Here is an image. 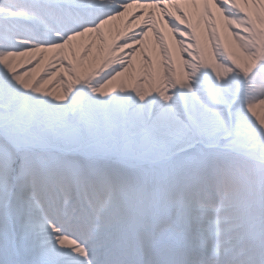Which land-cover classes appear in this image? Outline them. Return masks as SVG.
<instances>
[{
  "label": "snow or ice",
  "instance_id": "snow-or-ice-1",
  "mask_svg": "<svg viewBox=\"0 0 264 264\" xmlns=\"http://www.w3.org/2000/svg\"><path fill=\"white\" fill-rule=\"evenodd\" d=\"M132 2L0 0V264H264V55L125 86L144 23L90 78L73 41ZM244 2L139 0L169 9L155 19L176 42L205 17L254 40Z\"/></svg>",
  "mask_w": 264,
  "mask_h": 264
},
{
  "label": "bare ground",
  "instance_id": "bare-ground-1",
  "mask_svg": "<svg viewBox=\"0 0 264 264\" xmlns=\"http://www.w3.org/2000/svg\"><path fill=\"white\" fill-rule=\"evenodd\" d=\"M136 2L137 1H133L125 8L124 13L105 24L100 35L88 33L85 34L84 37L73 41L74 46L87 43L89 49L93 53L89 60L81 61V71L84 72L88 70L87 75H89L90 78V74L92 73L102 76L109 70L108 65L112 61L111 47L126 36L131 37L137 35L135 29L143 26L144 23L152 24L155 31L150 29V42L148 46L144 48L142 57L136 58L126 52H121L119 54V63L123 64L125 61H130V67L123 77L132 73L131 68L133 64L137 66L138 70L134 74L136 79L132 85L139 87L141 90H143L144 87L151 86L163 88L164 84L170 81L173 71H175L177 76H180L183 74L185 68L191 71L197 64H214L215 51L218 57L228 53L226 45L231 44V31H229V25L226 22L214 29L212 21L205 17L207 24L198 31V35H200L198 36L200 38V45L196 53L194 47L191 49L189 46L182 48L178 46V42L172 37L171 31L164 26L163 20L160 19L157 21L155 19L157 15L166 14L169 11L166 6H145L139 9V13L133 15ZM174 2L178 3V0H174ZM247 2L250 12L256 13L260 18L262 10L264 9V2H262V0H260V4L256 3V0H247ZM258 8L260 9L258 10ZM5 15H7V13H5ZM144 17H147V21L143 19ZM205 29L214 35L215 40L218 35H220L217 42L213 44L214 53L211 49H207V47L211 48V46L207 41V36L203 33ZM254 35L256 37L254 40L241 37L250 43V46L247 47L245 51H240V53H238V51L234 49L233 52L240 62L250 57L246 53L252 50L251 44H253L256 39L258 43L257 31ZM101 36L103 37L102 39ZM125 47L127 48L128 45H125ZM187 49H191L190 53ZM136 51V48H132V52ZM184 57H189L190 62H186ZM150 66L153 68V71Z\"/></svg>",
  "mask_w": 264,
  "mask_h": 264
},
{
  "label": "rangeland",
  "instance_id": "rangeland-1",
  "mask_svg": "<svg viewBox=\"0 0 264 264\" xmlns=\"http://www.w3.org/2000/svg\"><path fill=\"white\" fill-rule=\"evenodd\" d=\"M168 2H171L173 5H177L178 4V3L174 2V0H165L161 4H167ZM256 3L260 4V0H256ZM241 5H242L241 7H243L242 9L244 11L248 12L252 16L253 21L255 22L256 30L261 29V27H263V25H264V9L262 10L261 17L259 18L256 13L250 12V10L248 8V6H249L248 2H244ZM259 9L260 8H258V10ZM177 10H178V8H177ZM206 24H207V22H206V19L204 18L203 20H201V22L195 28L196 38L189 39L187 41L181 39L178 42V46H180L181 48L189 46V48H191V49L194 47V50L197 53L198 49H199V45H200V43H199L200 38L198 37L200 35H198V31H199V29H202V27L205 26ZM203 33L207 36V41H208V43H210L209 45L211 46V48L207 47V49H211V51L214 53L213 44L215 42H217V40L219 39L220 35H218L217 39L215 40L214 35L211 32H209L208 30L205 29L203 31ZM230 36H231V42H230L231 44L230 45H228V44L226 45V50H227L228 53H225V54L228 57H230L231 59H233L241 67H244L245 65L250 66V57L247 60H244L243 62H240L238 60V57H236V54L233 52L234 49H236L238 51V53H240V51H242V52L245 51L247 49V47L250 46V43L248 41L242 39L241 37H234L232 31L230 32ZM256 40H255V42L253 44H251L252 50L253 49L256 50V43H257ZM191 49H187V51L190 53ZM183 50H186V49H183ZM216 54H217V52L215 51L214 58L218 57ZM40 55H41V53H33L30 56H25V57L20 58L19 60L11 61V63H13L14 66H18L19 64L25 63V62H27L29 60H32L35 57L40 56ZM214 63H215V61H214ZM150 68H151V70L153 69L151 66H150ZM137 70H138L137 66L135 64H133L132 68H131V72L132 73L130 75H127V76H124V77L122 76L121 80H120V83L122 85H125V86L132 85L134 83L135 79H136V76L134 74H135V72H137ZM87 72H88V70L84 71L83 73L87 75ZM258 112H259V115L262 118H264V108L258 109Z\"/></svg>",
  "mask_w": 264,
  "mask_h": 264
}]
</instances>
